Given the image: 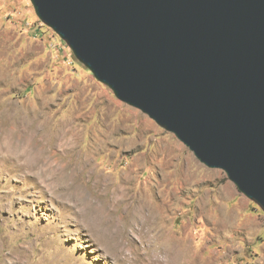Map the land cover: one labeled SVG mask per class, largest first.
Instances as JSON below:
<instances>
[{
    "label": "rangeland",
    "instance_id": "374dc122",
    "mask_svg": "<svg viewBox=\"0 0 264 264\" xmlns=\"http://www.w3.org/2000/svg\"><path fill=\"white\" fill-rule=\"evenodd\" d=\"M0 264H264V211L0 0Z\"/></svg>",
    "mask_w": 264,
    "mask_h": 264
},
{
    "label": "water",
    "instance_id": "95a60500",
    "mask_svg": "<svg viewBox=\"0 0 264 264\" xmlns=\"http://www.w3.org/2000/svg\"><path fill=\"white\" fill-rule=\"evenodd\" d=\"M122 103L264 211V0H30Z\"/></svg>",
    "mask_w": 264,
    "mask_h": 264
}]
</instances>
